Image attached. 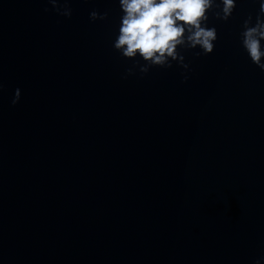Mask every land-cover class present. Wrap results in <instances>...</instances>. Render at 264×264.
Here are the masks:
<instances>
[{"label":"water","instance_id":"obj_1","mask_svg":"<svg viewBox=\"0 0 264 264\" xmlns=\"http://www.w3.org/2000/svg\"><path fill=\"white\" fill-rule=\"evenodd\" d=\"M69 3L0 0V264H254L264 70L240 33L256 0L210 14L212 53L127 79L118 0Z\"/></svg>","mask_w":264,"mask_h":264},{"label":"clouds","instance_id":"obj_2","mask_svg":"<svg viewBox=\"0 0 264 264\" xmlns=\"http://www.w3.org/2000/svg\"><path fill=\"white\" fill-rule=\"evenodd\" d=\"M49 3L59 15H73L69 0L63 3L49 0ZM118 3L121 14L113 47L122 57L133 61L122 74L127 79L135 75L137 69L147 74L153 67L171 68L177 58L184 61L188 50H196L197 56L212 53L219 36L217 28L209 25L210 16L214 14L218 19L229 20L237 0H219V3L218 0H118ZM256 3L259 7L255 22L249 15L243 21L240 37L251 61L264 70V0H256ZM108 16V11L90 12L93 21L106 20ZM183 79L187 81L189 76L184 75ZM4 87L0 82V90ZM22 95L23 90L17 87L11 103H20ZM262 261L264 255L254 264Z\"/></svg>","mask_w":264,"mask_h":264}]
</instances>
